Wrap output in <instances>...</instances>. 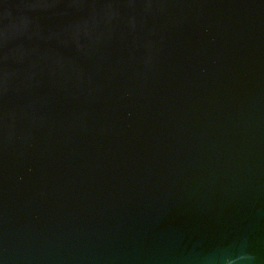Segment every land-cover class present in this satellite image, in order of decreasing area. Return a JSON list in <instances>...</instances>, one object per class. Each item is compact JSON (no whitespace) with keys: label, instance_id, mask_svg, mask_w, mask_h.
I'll return each mask as SVG.
<instances>
[{"label":"water","instance_id":"95a60500","mask_svg":"<svg viewBox=\"0 0 264 264\" xmlns=\"http://www.w3.org/2000/svg\"><path fill=\"white\" fill-rule=\"evenodd\" d=\"M0 264H264V0H0Z\"/></svg>","mask_w":264,"mask_h":264}]
</instances>
